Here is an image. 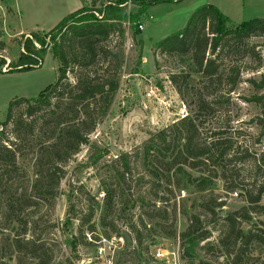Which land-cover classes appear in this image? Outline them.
Returning a JSON list of instances; mask_svg holds the SVG:
<instances>
[{
    "label": "trees",
    "instance_id": "trees-1",
    "mask_svg": "<svg viewBox=\"0 0 264 264\" xmlns=\"http://www.w3.org/2000/svg\"><path fill=\"white\" fill-rule=\"evenodd\" d=\"M90 1L87 6L82 3L66 13L46 30L29 31L27 34L20 32L18 36L12 37L19 46L18 54L14 61L9 60L5 64L7 68L4 71L38 66L48 46L57 61V68L54 79L35 95L10 97L6 104L5 117L0 120V264H9L10 259H14L15 264L57 263L56 255L53 256L50 247L55 239L47 236L45 232L53 223L41 218L53 206L60 191L67 161L82 144L88 142L89 134L110 110L128 60L124 45L126 37H129L135 50L128 72L140 73L143 57L140 25L143 26L149 19L148 7L151 4L171 0H98L96 5V0ZM128 2L135 3L138 7L129 11ZM84 10L88 12L83 13ZM233 22L216 5L201 3L192 10L181 28L155 41L152 51L155 53L160 49L172 53H190L195 71L202 76V84L192 86L187 82L188 73L182 76L183 85L176 79L177 74H171L179 93L184 95L185 87L192 89L195 97L194 111L181 118L177 124L178 135L172 139V143L169 140L166 147L164 145L170 150L162 158L167 172L166 181L171 183V171L174 176L179 171L184 172L186 166L209 170L197 185L201 190L208 187L211 177L217 176L224 179L227 190L241 186L247 204L224 213L226 229L214 245L215 254H224L229 263L240 264L248 243L259 242L264 254V234L261 229L242 228V222L250 220V211L264 212V204L260 203L264 192V179L243 186L228 177L225 159L233 156L231 150L234 145L227 142L224 131L219 129L212 132L209 139L203 137L201 132L206 121L199 113L202 109L214 108L215 100L212 102L206 94L217 90L203 92L209 85L219 89L223 79H227L230 82L224 91L230 92L238 82L240 67H229L228 76L226 67L218 61L222 59L224 46L230 40L240 41L254 35L264 36L263 16ZM3 51L4 42L0 39V71L5 62ZM207 51L210 55L206 54ZM248 81L259 90L248 96L247 100L259 104L260 114L257 115L256 122L264 133V76L259 79L251 77ZM160 139L167 141L164 135ZM101 154L102 152L97 157ZM252 158L257 160L256 156ZM120 159L123 163L122 169L113 171L116 181L103 189L98 218L102 226L118 233L113 223V214L117 212L120 217L124 216V220L135 233V241L141 245L139 229H151L147 227L142 214L146 213L149 218H155L161 216V211L167 215L169 210L166 205H159L156 212L151 209L141 211L137 216L138 223L131 220L133 208L137 206L138 200L143 204L144 198L130 192L128 184L119 183V180H124L129 169L127 153H122ZM186 175L191 176L189 172ZM176 179L174 184L179 186L181 178ZM79 186L81 185L69 187V193L73 197ZM85 200L81 209L75 211V203L69 199L66 209L67 217L76 222L75 230L79 236H83L84 228L90 233L93 232L91 219L95 211L93 202L96 201L94 195L88 191ZM163 200L167 202V198L163 197ZM221 204L222 201L215 197L202 201V206L212 215L217 214V207ZM199 223V215L190 214L186 230L181 232L182 237L193 234L199 228ZM208 234L207 229H202L194 236L203 239ZM69 242L74 250L77 240L71 235ZM142 248L148 251L147 245H142ZM64 261L63 264H74L67 256ZM157 262L161 263L158 259ZM257 264H264V255Z\"/></svg>",
    "mask_w": 264,
    "mask_h": 264
},
{
    "label": "rangeland",
    "instance_id": "rangeland-1",
    "mask_svg": "<svg viewBox=\"0 0 264 264\" xmlns=\"http://www.w3.org/2000/svg\"><path fill=\"white\" fill-rule=\"evenodd\" d=\"M70 1L0 0L2 11L0 39L4 42L5 60L0 71V120L5 117L6 104L10 97L35 95L54 79L57 68V61L52 55L51 47L48 46L38 66L25 70L4 71L7 68L5 64L9 60L14 61L18 54L19 46L12 37L18 36L20 32L27 34L29 31L48 29L66 14L64 12L62 16L55 17L53 5L62 8ZM74 1L77 4L80 1L85 6L91 2ZM204 2L216 5L235 22L248 19L258 10L264 9V0H171L160 1L148 7L150 17L141 28L143 70L140 73L128 72L132 64L130 59L135 55V50L129 37H126L124 45L128 60L119 79L110 110L89 134L88 142L82 144L67 161L60 191L53 206L47 209L41 218L53 223L45 232L47 236L55 239V243L51 242L50 247L53 256L56 255V264H63L66 256L74 264H81V258L92 256L94 243L85 238V233L90 232L84 228L83 236H79L75 230V220L68 218L66 214L69 199L74 201L75 211L81 209L86 201V191L93 194L97 202V204L93 202L95 211L91 219L94 225L93 232L90 233L91 239L121 235V241L114 249L113 264H158L153 256L156 246L176 251L181 257L182 264H233L227 261L224 254H215L214 245L226 229L224 213L247 204L243 195L244 190L241 186L227 190L224 179L220 176L211 177L208 187L204 190L199 189L197 185L209 171L205 167L203 171L200 170L202 168L185 166V171L191 176H187L185 171H179L172 176L171 171V183H168L162 160L170 151L165 148L166 143L169 140L172 143V139L178 135L177 124L182 118L178 113L180 107L185 106L187 115L194 111V91L184 87V95L179 93L171 74H177L176 79L183 85L182 76L188 73L187 82L192 86L201 85L202 76L200 72L195 71L190 53H172L160 49L153 53L152 44L181 28L192 10ZM97 3L98 0L95 5ZM127 7L129 11H133L138 5L128 2ZM87 12L88 10L83 11ZM206 54L210 55L208 51ZM221 56L222 59L218 61L220 60L222 66L226 67V75L229 76L228 68L232 65L240 67V75L235 88L230 92L224 91L230 82L227 79H223L219 89L209 85L205 91L203 90L217 91L206 94L209 100L212 102L215 100L214 108L210 109L211 111L205 108L199 112L200 117L206 121L201 135L209 139L215 130L224 131L223 135L227 142L234 145L231 150L233 156L225 159L227 175L240 185L247 186L252 181L259 182L264 179V133L256 122L260 106L254 101L247 100L248 96L259 92L248 79L251 77L259 79L264 76V36L254 35L245 40H230L224 46ZM151 87L154 94L147 96L146 93ZM163 135L167 141H161L160 136ZM90 143L94 145H89ZM101 152V156L97 157ZM122 153H127L129 169L124 180H119V183L128 184L130 192L144 198L143 204L138 200L137 206L133 208L131 220L138 223L137 216L141 211L151 209L156 212L159 205H166L169 210L167 215L160 210L161 216L155 218H149L146 213L142 214L147 227L151 229H139L141 245L135 241V233L124 220V216L120 217L117 212L113 214V223L118 233L107 226H102L98 218L103 189L116 181L113 177L114 169L119 171L122 169L123 163L120 159ZM254 156L257 158L255 161L252 158ZM178 177L181 178V183L176 186L174 183ZM78 185L81 186L73 197L69 193V187ZM163 197L167 198V202ZM210 197L222 201L215 215L202 206V201ZM260 203L264 204V192ZM192 213L199 215V228L193 234L182 237L181 232L186 230L189 215ZM249 215L250 220L243 221L242 228L248 230L254 227L261 229L264 234V212L250 211ZM202 229H207L209 234L203 239L196 238L194 235ZM71 235L77 240L74 250L69 244ZM142 245L148 246L147 252ZM263 255V247L259 242L248 243L240 264H257ZM8 263L15 264V260L10 259Z\"/></svg>",
    "mask_w": 264,
    "mask_h": 264
},
{
    "label": "built area",
    "instance_id": "built-area-1",
    "mask_svg": "<svg viewBox=\"0 0 264 264\" xmlns=\"http://www.w3.org/2000/svg\"><path fill=\"white\" fill-rule=\"evenodd\" d=\"M140 27L142 28V25H140ZM146 94L147 96L153 95L154 89L151 87ZM178 113L181 117L187 115V110L184 105L180 107ZM85 238L94 243V249L92 256L80 259L81 264H113L114 249L117 247L118 243H120L121 235H110L107 237L99 236L96 239H91L90 233L86 232ZM153 256L162 263L182 264L181 257L176 251L168 250L162 246L155 247Z\"/></svg>",
    "mask_w": 264,
    "mask_h": 264
},
{
    "label": "crops",
    "instance_id": "crops-1",
    "mask_svg": "<svg viewBox=\"0 0 264 264\" xmlns=\"http://www.w3.org/2000/svg\"><path fill=\"white\" fill-rule=\"evenodd\" d=\"M81 3H80V1H79V3L77 4V2H75L74 0H71L70 2H67L66 3V5L65 6H63L62 8L61 7H56V6H54L53 5V7H52V11H55V17H60V16H62L63 14H65V13H67L68 11H71V10H74V9H76V7H78L79 5H80ZM10 7V6H9ZM257 7V6H256ZM11 8V7H10ZM263 8H264V5H263ZM11 10H12V8H11ZM0 12H2L1 10H0ZM65 12V13H64ZM254 13V12H253ZM4 15H5V13H3ZM255 15H253V16H263L264 17V9H262V10H258L257 12H255L254 13ZM251 15V14H250ZM253 16H249L248 18H250V17H253ZM234 21V20H233ZM235 22V21H234ZM239 22V21H238ZM44 30H46V29H44ZM142 70H143V68H142Z\"/></svg>",
    "mask_w": 264,
    "mask_h": 264
},
{
    "label": "water",
    "instance_id": "water-1",
    "mask_svg": "<svg viewBox=\"0 0 264 264\" xmlns=\"http://www.w3.org/2000/svg\"><path fill=\"white\" fill-rule=\"evenodd\" d=\"M220 212H223L222 209H219Z\"/></svg>",
    "mask_w": 264,
    "mask_h": 264
},
{
    "label": "bare ground",
    "instance_id": "bare-ground-1",
    "mask_svg": "<svg viewBox=\"0 0 264 264\" xmlns=\"http://www.w3.org/2000/svg\"><path fill=\"white\" fill-rule=\"evenodd\" d=\"M143 27V26H142Z\"/></svg>",
    "mask_w": 264,
    "mask_h": 264
}]
</instances>
